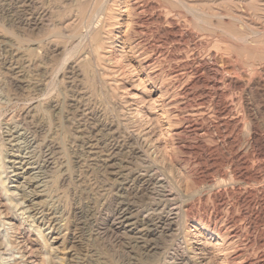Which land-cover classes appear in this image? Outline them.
I'll use <instances>...</instances> for the list:
<instances>
[{"label": "rangeland", "instance_id": "374dc122", "mask_svg": "<svg viewBox=\"0 0 264 264\" xmlns=\"http://www.w3.org/2000/svg\"><path fill=\"white\" fill-rule=\"evenodd\" d=\"M138 1L0 0V264L258 263L262 214L237 197L264 190V169L254 185L235 180L227 141L245 155L253 132L264 141V88L255 86L264 79V0H149L164 16L168 3L194 13L176 17L191 34L176 59L147 50L173 46L160 41L162 28L139 23ZM212 53L234 100L225 123L213 98L199 108V88L195 99L182 94L194 79L182 65L203 70ZM229 76L246 88L230 87ZM120 200L138 223L156 214L173 225L154 222L158 232L145 238L114 232ZM241 215V236L231 239L227 220Z\"/></svg>", "mask_w": 264, "mask_h": 264}, {"label": "bare ground", "instance_id": "6f19581e", "mask_svg": "<svg viewBox=\"0 0 264 264\" xmlns=\"http://www.w3.org/2000/svg\"><path fill=\"white\" fill-rule=\"evenodd\" d=\"M47 1V0H46ZM119 1V0H118ZM138 1V0H137ZM177 1V0H175ZM234 2V1H233ZM242 2V1H241ZM27 3V2H26ZM135 3V2H134ZM133 3V4H134ZM176 3V2H175ZM232 3V2H231ZM244 3V2H243ZM241 3V4H243ZM132 4V6H133ZM162 4V3H161ZM179 5V4H178ZM182 4L181 6L182 7H185V11L183 10V12H186V13H182L180 11V9H178V6L174 5L173 3H168L166 5H164V9L166 10V13L169 15L167 16H164V13L162 11H160L157 6L159 5H155L154 2L152 1H149V0H139L137 2V4L135 5L136 9L139 11V15H140V19H139V23L141 25H144V29L145 30H149L148 29V26L150 25L151 27L154 26L155 28V32H156V29L159 30L161 29V37H160V41H162V44L165 46L167 43L171 44L173 47H172V52L170 53H167L165 54L163 52L162 49H158L156 50L152 45L148 46L146 49L147 50H152L153 52L152 53H157V54H160V56L162 55L163 57H165L167 59V57L169 59H176V54H175V51H176V45L177 43H179L178 41H182L183 39L185 38H191V34L190 32H186L185 30L182 29V26H181V23L179 21V23L177 22L178 20L176 19V17H182L184 18L185 20H187L189 22V17H188V13H191L190 15L194 14L193 12H191L190 10V7H186L187 5H184ZM93 6V5H92ZM241 6V5H240ZM247 6V5H246ZM219 7V6H218ZM242 7V6H241ZM257 7V6H256ZM163 9V10H164ZM199 9V8H198ZM261 9V8H260ZM103 10V9H102ZM243 10L246 12V9L245 7H243ZM249 10V9H248ZM257 10V9H256ZM130 11V10H129ZM23 12V11H22ZM234 13V12H233ZM135 14V13H134ZM137 14V13H136ZM253 14V12H252ZM213 15V14H212ZM238 15V14H237ZM199 16V15H198ZM224 15H220L219 14V17L218 19H221L223 18ZM130 17V16H129ZM194 18H198L196 17V14L193 15ZM200 17V16H199ZM202 19V17H200ZM207 18V17H206ZM225 18V17H224ZM181 19V18H180ZM177 20V21H176ZM191 20V19H190ZM198 20V19H197ZM235 20V19H234ZM196 21V20H195ZM236 21V20H235ZM185 22V21H184ZM202 22L204 23L205 21L202 20ZM242 22V21H241ZM262 22V21H261ZM264 22V21H263ZM12 23V22H11ZM44 23V22H43ZM197 23H201V22H197ZM202 23V25H203ZM248 23V22H247ZM36 24V23H35ZM45 24V23H44ZM86 24V23H85ZM132 24V23H131ZM183 24V23H182ZM192 24V23H191ZM238 24V23H237ZM139 25V24H138ZM190 25V24H189ZM197 25V24H196ZM208 25V24H207ZM245 25H247L245 23ZM260 25V24H259ZM164 26V27H163ZM184 26V25H183ZM236 26V25H235ZM129 27V26H128ZM185 27V26H184ZM198 27H203L201 26H198ZM204 28V27H203ZM154 30V29H153ZM202 30V29H201ZM131 31V30H130ZM190 31V30H189ZM206 31V30H205ZM209 31V30H208ZM218 31V30H217ZM146 32V31H145ZM210 32V31H209ZM222 32V31H221ZM207 33V31H206ZM128 34V33H127ZM160 34V33H159ZM238 34V33H237ZM132 35V34H131ZM221 34H214V33H209V36L210 37H213V38H218L217 41H222V37H220ZM187 36V37H185ZM222 36V35H221ZM242 36V35H241ZM254 37V36H253ZM89 38V37H88ZM203 38V37H202ZM241 38V37H240ZM192 40V39H191ZM184 41V40H183ZM189 41V40H187ZM186 41V42H187ZM208 41V40H207ZM242 41V40H241ZM198 42V41H197ZM181 43V42H180ZM222 43V42H221ZM76 44V43H75ZM159 44V43H158ZM194 44V43H193ZM206 44V43H205ZM154 45V44H153ZM204 45V44H203ZM78 46V44H77ZM162 46V45H161ZM163 46V47H164ZM168 46V45H167ZM191 47V46H190ZM157 48V47H156ZM236 48V47H235ZM248 48V47H247ZM200 50V49H199ZM207 50V49H206ZM229 50V49H228ZM238 50V49H237ZM60 52V51H59ZM78 52V51H77ZM148 52V51H147ZM207 52V51H206ZM213 54V53H212ZM153 55V54H152ZM211 60L209 61H205V62H202V63H199L201 64L202 66V69L206 72V75H202V72L203 70H201L200 68L198 67H192L190 63H184L182 65V67L184 69H181L182 70H185L186 72H189L190 74L193 75L194 79H192L189 83H186L184 86H183V89H182V94L183 95H186L187 97L188 96H191L192 99H195L196 96H194L195 94H193L194 92V89L195 88H199L200 89V99L198 101V106L199 108H204L206 106V104L208 103L207 100L208 98H213L215 100L214 102V110L216 112V114L218 115L219 118L222 119V122L225 123V119H228L227 117L229 116H232L233 115V110H234V100H228V99H225L227 98V94L223 91H221V88H220V85H221V81L223 79V76L222 77V72H224V70H221L219 64L221 62H223L224 60L222 59V57H218L217 55L213 54L211 56ZM192 59V58H191ZM159 60V59H158ZM163 60V59H162ZM150 61V60H149ZM147 61V64L148 62ZM167 61V60H166ZM233 61V60H232ZM240 61V60H239ZM162 62V61H161ZM197 62V61H196ZM177 64V63H176ZM16 66V65H15ZM14 66V67H15ZM94 67V65H93ZM160 67V66H159ZM173 67V66H172ZM12 68V67H11ZM263 68V67H262ZM246 69V68H245ZM169 70V69H168ZM48 71V70H47ZM173 71V70H172ZM184 71V72H185ZM229 71V70H228ZM235 72V71H234ZM232 72V73H234ZM179 73L176 72L175 75H177L176 77L179 78L178 76ZM249 74V73H248ZM234 76V75H233ZM78 77V76H77ZM192 77V76H191ZM192 77V78H193ZM240 77V76H239ZM177 78V79H178ZM100 80V79H99ZM225 80V78L223 79ZM246 79L244 78H237V79H234V78H231L229 76L228 78V82H229V86L230 87H233V88H246V82H245ZM223 82V81H222ZM227 82V83H228ZM225 83V82H224ZM224 85V84H223ZM222 85V86H223ZM255 86L257 88H261V90L264 88V79H262L261 77H257L255 79ZM258 90V89H257ZM199 93V92H198ZM197 93V94H198ZM198 97V96H197ZM189 97V99H191ZM223 100L225 99V101L220 104L219 101L220 100ZM191 102V101H190ZM196 103V102H195ZM220 104V106H219ZM78 106V105H77ZM197 106V107H198ZM239 112V111H238ZM243 113V112H242ZM250 113V112H249ZM41 117V116H40ZM232 118V117H231ZM38 120V119H37ZM233 121V120H232ZM235 122V120H234ZM109 126H107L108 128ZM193 128H197L196 126H194ZM109 129V128H108ZM111 129V128H110ZM109 131H113L110 130ZM259 129V128H258ZM116 130V129H115ZM194 130V129H193ZM257 131V130H256ZM117 133V132H116ZM115 134V133H114ZM253 139H252V142L250 143L249 146L252 147L253 149V153H251V155H245L244 152L242 151H239L238 152V147L236 148V150L234 151V148H233V145H234V142L233 140H228L227 141V146H228V150L230 153V157H232V159L230 158H226L229 162V165L232 169V177L235 178V180H239V179H242L245 183H258V181H260L262 178H261V174H260V171L261 169L263 170L264 169V166L260 163L262 159H264V141L263 140H260V138L262 137H259L258 136V133L257 132H253ZM134 140V139H133ZM235 140V139H234ZM258 141H261V144L259 142L258 144ZM133 143V142H132ZM240 149V148H239ZM127 150V149H126ZM227 151V150H226ZM116 152V151H115ZM114 152V153H115ZM250 154V153H249ZM121 155V154H120ZM113 157V156H112ZM18 160V159H17ZM14 161V160H13ZM15 164H17L15 161H14ZM220 163V162H219ZM225 163H226V160H225ZM110 164V163H109ZM14 165V164H13ZM22 165V164H21ZM20 165V166H21ZM151 165V164H150ZM224 165V164H223ZM226 165V164H225ZM114 166V165H113ZM32 167V166H31ZM108 167V166H107ZM241 169H240V168ZM17 170H22L23 172H16ZM15 171V174L14 177L16 178V180H19V179H25V174H26V171H25V168H17ZM125 171V170H124ZM32 173V172H31ZM130 175V177L133 179V181L135 182H139V183H142V184H147L149 183L150 181V177H144V176H141L139 174H135V173H132V171L130 173H128ZM222 174V173H221ZM127 175V174H126ZM217 175V174H216ZM24 176V177H23ZM215 176V175H214ZM227 177V175H224V177ZM220 177V176H219ZM225 177V178H226ZM14 178V179H15ZM27 178V177H26ZM38 178V177H37ZM222 178V177H221ZM128 179V178H127ZM152 179V178H151ZM224 179V178H223ZM15 180V181H16ZM22 180V182H23ZM28 180V178H27ZM26 180V181H27ZM34 180V179H32ZM203 180V179H202ZM30 181V180H29ZM36 181V180H35ZM21 182V181H20ZM19 182V184H20ZM29 183V182H28ZM27 183V184H28ZM31 183V182H30ZM29 183V184H30ZM35 184V183H34ZM32 185V184H31ZM30 185V186H31ZM148 185V184H147ZM23 186V185H22ZM35 186V185H33ZM37 186V185H36ZM35 186V187H36ZM24 188V186H23ZM261 188V187H260ZM35 189V188H34ZM33 189V191H34ZM41 189V188H40ZM238 190V189H237ZM236 190V191H237ZM35 192V191H34ZM138 192V191H137ZM262 192H264V190L262 189H257V190H253V188H250L248 191H247V195L248 196H245V197H237V202L239 204H242V203H246L248 206L247 207H250L249 209L251 208H254V206L256 207L255 210H251L252 213L255 212L257 214H262V217L259 218L262 219L260 220V222L263 223L264 225V193L261 194ZM8 193V192H7ZM33 193V192H31ZM37 193V192H36ZM125 194V193H124ZM33 195V194H32ZM31 195V196H32ZM4 197V196H3ZM36 197V194L35 196L33 195L32 197H30V203L31 204H35L33 202V198ZM38 198V197H37ZM216 199V202L219 205H222L225 203V197L224 196H217L215 197ZM119 200V199H118ZM235 202V203H237ZM39 202H37L38 204ZM41 203V202H40ZM152 203V202H151ZM121 205V209H120V212L118 213V217L120 218V223L118 224V226H115L114 223H112L111 225L113 226L114 228V232L115 230L118 231V232H123V233H127L129 232L130 230H136L137 233H138V236L137 237H142L145 238V236H154L156 235V232L155 231V228L154 230H152V228H150L151 225L155 223H159V224H163V225H166L168 226L169 228L172 227L173 225V222L170 218L168 217H161V215H157L156 214L154 216H151V217H147L146 215H143L142 217V220H139V223H138V220H137V216L138 215H134L129 207V204L125 202H123L122 200L119 201V203ZM30 205V204H29ZM5 206V205H4ZM34 206V205H33ZM36 206V205H35ZM116 206V205H115ZM242 206V205H240ZM7 209V208H6ZM32 209V208H31ZM155 209V208H154ZM219 209V208H218ZM232 210V209H231ZM159 211V210H157ZM156 211V212H157ZM232 212V211H230ZM149 213V212H147ZM160 213V212H158ZM216 213V212H215ZM249 213V212H248ZM40 214V213H39ZM144 214V213H143ZM42 215V214H41ZM245 215V214H244ZM244 215L240 216V217H231L227 220V230H229L228 234L230 235V238L231 239H238L240 236H241V226L239 225V220L242 219L244 217ZM36 216V215H35ZM45 216V215H44ZM150 216V215H149ZM227 216V215H226ZM246 216V215H245ZM41 220V219H40ZM39 220V221H40ZM44 220V219H43ZM114 222V221H113ZM118 222V221H117ZM255 223V222H254ZM257 224V223H255ZM255 224L253 223H248L247 224V227L250 229V228H253L255 227ZM243 227V226H242ZM112 228V229H113ZM113 231V230H112ZM135 232V231H134ZM117 233V232H116ZM159 234V233H158ZM140 235V236H139ZM136 236V235H135ZM227 236V235H226ZM55 237V236H54ZM59 236H56L54 239L57 241ZM146 237V238H148ZM142 238V239H143ZM52 239V238H51ZM138 240V239H137ZM132 241V240H131ZM143 242V241H142ZM146 242V240H145ZM256 244L259 246V247H264V234L262 237H260L257 241H256ZM149 245V244H148ZM140 246V245H139ZM149 247H152L151 245H149ZM154 247V246H153ZM51 248V247H50ZM261 249V248H260ZM264 248H262L263 250ZM53 250V249H52ZM240 255V254H239ZM238 255V256H239ZM243 255V254H242ZM24 258V257H23ZM43 260V259H41ZM43 262V261H42ZM257 263V261H256ZM243 264H251L249 262H244ZM257 264H264V251L260 253V257L258 256V263Z\"/></svg>", "mask_w": 264, "mask_h": 264}]
</instances>
